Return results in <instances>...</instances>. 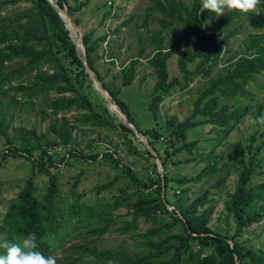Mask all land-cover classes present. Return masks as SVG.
Instances as JSON below:
<instances>
[{
    "label": "trees",
    "instance_id": "trees-1",
    "mask_svg": "<svg viewBox=\"0 0 264 264\" xmlns=\"http://www.w3.org/2000/svg\"><path fill=\"white\" fill-rule=\"evenodd\" d=\"M190 1L184 4L181 0H150L146 9L149 15L159 12L161 26L171 32L165 37L160 30H152L148 37L153 51L147 62L156 76L147 103L155 122L153 126L142 128L136 124L121 95V89L135 78L139 58L131 57L119 70V83L109 84L96 67V60L101 57L98 48L105 35L93 38L90 31L82 33L88 66L128 120L144 134L160 159L162 175L155 162L151 163L156 174L154 178L138 175L122 161L117 146L113 150L105 148L95 152L79 150L72 135L74 126L65 118H55L47 125L46 131L53 134L52 139L46 138L43 132L37 134L34 128L18 131L15 137L9 136L2 127L7 125L3 120L0 134L5 138L6 147L2 155L27 158L46 175V180L43 194H37L33 178H28L8 199L0 217V241L19 243L31 233L36 250L44 256H52L56 249L72 240L75 233L79 237L82 233L100 235L106 231L134 233L142 239L141 245L146 249L143 254H130L122 244L99 249L83 239L70 246L71 250L79 252V258L69 256L62 261L55 260L56 264H264V251L254 252L247 246L248 240L242 238L244 230L264 221V179L254 180L259 172H256L253 155L262 144L253 145V140L239 142L233 150L238 151L237 155L228 154L225 160H221L215 149L221 138L243 121L247 108L256 103V97L246 85L256 73L264 70V32L255 37L247 35L250 41L245 51L224 66V72L213 76L211 73L218 68L222 52L229 53L228 38L236 30L222 35L221 40L218 37L235 11L224 22L213 21L215 12L203 8L201 0ZM261 1L257 12L247 14L248 25L252 28H264V0ZM3 3L7 2L0 5ZM56 3L65 8L71 21L78 26L79 18L72 15L83 3L70 5L67 0H56ZM206 30L210 33L205 34ZM179 46L182 50L177 55V64L185 77L183 82L177 76L169 78L166 65L167 58ZM233 57L235 54H230L228 60ZM195 58H198L197 64L190 70L187 65ZM196 75L207 84L193 100L190 115L183 119L174 115L162 118L160 103L165 94L174 88L187 87ZM0 94L9 95L5 106L13 110L17 104L23 109L42 98L58 95L45 106L47 112L57 117L66 111H83L76 125L90 123L96 128L115 130L129 153L140 154L132 145V139L139 138L107 109L104 99L89 80L70 30L47 0H33L30 9L0 17ZM263 113L264 108L258 105L252 116L259 121ZM201 124L213 127L209 130L212 135L202 142L203 148L209 147L206 152L201 150L199 139L187 141V133ZM160 138L166 143L162 152L155 145ZM140 144L142 152L154 158L141 141ZM50 146L59 147L58 159L47 153L46 147ZM180 152L187 154V161L202 164L194 176L169 173L168 166L179 163L175 157ZM249 152L251 154L246 156ZM98 156L112 164L115 175L111 180L97 184L91 192H78L77 184L83 175L80 169L71 187L66 192L61 190L60 165L70 163L72 157L89 163L97 161ZM231 165L235 166L237 177L223 205L225 217L233 221V231L223 234L209 226L214 205L207 203L206 192L194 197L195 190L188 185L202 178L203 183H208L222 171L228 175ZM174 187L179 194L171 200L167 191ZM104 191L107 195H101ZM141 223L150 226L138 231ZM3 254L0 247V256ZM83 257H90L91 262L80 261Z\"/></svg>",
    "mask_w": 264,
    "mask_h": 264
},
{
    "label": "rangeland",
    "instance_id": "rangeland-1",
    "mask_svg": "<svg viewBox=\"0 0 264 264\" xmlns=\"http://www.w3.org/2000/svg\"><path fill=\"white\" fill-rule=\"evenodd\" d=\"M0 17L13 14L15 11H25L32 7L33 0H0ZM184 4H189L190 0H181ZM70 5L83 3L78 11H74L72 17L79 18L78 28L81 34L84 32H91L92 37H100L105 35V39L100 42L98 53L101 55L96 60V67L102 75L103 80L109 84L119 83L120 68L125 65L131 57H138L135 78L129 86L121 89V95L124 101L128 104L130 113L136 124L145 128L155 124L152 121V116L147 108L150 91L153 83L156 81V76L153 68L148 64L147 57L152 54L153 45L149 43L148 37L150 31L160 30L161 34L168 37L171 32L168 28L161 26L160 18L162 15L159 12L147 14L146 9L150 6V0H67ZM262 1L256 6V9L249 11H242L237 7L225 6L223 12L219 15L215 13L213 21L224 22L231 12L235 11L233 18L225 22V30L218 37L236 30L234 34H230L228 38L229 53L225 50L222 52V58L218 68H214L212 75L216 76L219 72H224V66L235 59L238 55L245 51L246 46L250 40L247 35L255 37L257 33L264 32V28L256 29L248 25V12H257L261 8ZM210 30H206L205 34H209ZM166 44V39H165ZM182 46L167 58V70L169 78L177 76L183 82L185 77L183 72L178 68L177 55L181 52ZM230 54H235L231 60ZM198 58L189 62L187 67L192 70L197 64ZM207 84V81L201 79L200 75H196L189 85L183 89L174 88L168 94H165L163 101L160 103V116L166 117L174 115L178 119H183L193 110V100L198 95L200 89ZM248 91L256 97V103L247 108L246 117L237 125L228 135L221 138V143L215 149L220 153L221 160L228 158V154L237 155V143H248L253 140V145L262 144V146L253 153L254 162L257 166L254 180L259 181L264 179V113L260 116L259 121L252 116V112L261 105L264 108V70L256 73L246 85ZM58 95H50L42 98L38 103L29 105L27 108H20L19 104L16 109H8L5 106V99L9 95L0 94V122L5 120L6 126L2 127L9 136L18 134V131L29 130L34 128L37 134L44 133L48 139L53 138L51 132L46 131L47 125L55 118L67 119L70 124H73L72 135L79 150H90L92 152L101 151L105 148L117 150L122 157V161L130 166L138 175H150L152 178L156 176L151 163L156 159L147 156L142 152V145L140 141L132 139V145L139 150V153L131 154L127 151L126 145L122 137L118 135L115 130L108 128H96L90 123H79L76 125L77 118L81 117L83 111H66L57 114V117L47 112L44 108L51 98ZM110 112V111H109ZM112 113V112H110ZM118 120V117H116ZM212 126L208 124H201L187 133V141L199 139L201 150L206 152L209 147L203 148L202 142L206 137H210L212 133L209 131ZM129 136V135H128ZM253 136V138H252ZM44 143V139H41ZM5 138L0 134V217L8 203V199L13 197L16 192L22 187L28 178H33L36 184V192L38 195L43 194L45 190L46 175L33 167L31 162L22 156H3L2 152L6 147ZM155 145L160 152L166 146L165 139H158ZM59 148V147H57ZM55 147H46L48 154L56 160L59 158L58 150ZM251 153H246L249 156ZM36 156V155H35ZM179 163L176 165H169V173L171 175L181 174L184 176H194L196 172L202 167V164L197 165L193 161H187V154L180 152L175 157ZM231 160V159H230ZM70 163L64 162L59 166L61 173L58 175V182L63 192H66L74 181L77 172L82 169L83 175L77 184V191L91 192L93 188L102 182L111 180L115 173L113 166L108 159L97 157V161L89 163L83 161L81 158L72 157ZM231 172L227 175L222 171L218 176L213 177L208 183H203V178L199 182H192L188 186L191 190H195L193 196L197 193L205 191L207 194V203L214 205V211L210 217L209 226L214 231H219L223 234L231 233L233 231V221L226 218L224 211V198L228 191L234 188L237 171L234 165L230 166ZM147 178V177H146ZM168 194L174 199L179 193L177 188H169ZM190 193V192H186ZM101 195H107V192H102ZM92 196V195H91ZM192 196V197H193ZM171 208L170 206H168ZM254 225L250 229L243 231L242 238L248 240L247 246L252 248L254 252L259 253L264 251V232L262 231V224ZM150 225L141 223L138 231H143ZM84 232V231H81ZM94 243L97 248L103 249L108 247H116L122 244L126 251L130 254H143L146 249L141 245L142 239L137 237L134 233L118 234L116 232L106 231L100 235H88L82 233L79 237L78 233L74 234L72 240L65 242L60 248L52 253L55 260L62 261L66 257L79 258V252L71 250V245L84 241ZM90 257H83L80 261H89Z\"/></svg>",
    "mask_w": 264,
    "mask_h": 264
},
{
    "label": "clouds",
    "instance_id": "clouds-1",
    "mask_svg": "<svg viewBox=\"0 0 264 264\" xmlns=\"http://www.w3.org/2000/svg\"><path fill=\"white\" fill-rule=\"evenodd\" d=\"M259 0H201L202 7L215 12H223L225 6L237 7L242 11L255 10ZM4 254L0 256V264H56L52 256H44L36 250L33 234L29 233L19 243L0 241Z\"/></svg>",
    "mask_w": 264,
    "mask_h": 264
},
{
    "label": "water",
    "instance_id": "water-1",
    "mask_svg": "<svg viewBox=\"0 0 264 264\" xmlns=\"http://www.w3.org/2000/svg\"><path fill=\"white\" fill-rule=\"evenodd\" d=\"M49 2V4L54 8V10L56 11V13L59 15V17L61 18V20L64 22L62 15H64L68 22L70 27L72 28V33L70 31V36L76 46L77 51L80 54V59L82 61V64L84 65L85 71L88 74L89 80L92 84V86L95 88V90L102 96V98L104 99L105 103H106V107L108 110L114 112V114L117 117H121V121L126 124L129 128H131L133 130V132L136 134V136L139 138V140L143 143V145L145 146V148L150 152L151 155L154 156L155 163L157 165V171L162 175V166H161V162L160 159L157 157L156 152L154 151V149L150 146V144L147 142L146 137L144 136V134H142V132H139L134 125L128 120V118L126 117V115L120 110V108L117 106V104L115 103V101L111 98L110 94L108 93V91L102 87V85L100 84V82L97 80L96 76L94 75V72L92 71V69L88 66L86 59H85V50L82 44V34L80 29L78 28V26H76L70 19L69 15L66 13L65 8H60L58 6V4L56 3V0H47ZM64 25L67 29H69V27L66 25V23L64 22ZM70 30V29H69ZM169 206V205H167ZM172 208V206H170ZM230 244L231 241L227 240ZM237 264V262L235 263Z\"/></svg>",
    "mask_w": 264,
    "mask_h": 264
},
{
    "label": "bare ground",
    "instance_id": "bare-ground-1",
    "mask_svg": "<svg viewBox=\"0 0 264 264\" xmlns=\"http://www.w3.org/2000/svg\"><path fill=\"white\" fill-rule=\"evenodd\" d=\"M62 18H63L64 22H65V23H66V25L69 27V29H70V31H71V33H72V28L70 27V25H69V22H68L67 18H66L64 15H62ZM119 119H121V117H119Z\"/></svg>",
    "mask_w": 264,
    "mask_h": 264
}]
</instances>
